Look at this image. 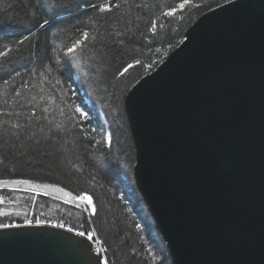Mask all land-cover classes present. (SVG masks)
Wrapping results in <instances>:
<instances>
[{
	"label": "trees",
	"instance_id": "16d2710c",
	"mask_svg": "<svg viewBox=\"0 0 264 264\" xmlns=\"http://www.w3.org/2000/svg\"><path fill=\"white\" fill-rule=\"evenodd\" d=\"M227 1L189 0L180 9L185 0H0V181L58 185L97 208L93 216L86 201L0 187V212L9 213L0 224L52 217L91 232L107 264H171L134 183L124 96L199 15ZM105 4L120 7L101 13ZM78 40L86 42L69 54ZM10 201L17 209L3 210Z\"/></svg>",
	"mask_w": 264,
	"mask_h": 264
},
{
	"label": "water",
	"instance_id": "95a60500",
	"mask_svg": "<svg viewBox=\"0 0 264 264\" xmlns=\"http://www.w3.org/2000/svg\"><path fill=\"white\" fill-rule=\"evenodd\" d=\"M182 40L124 96L134 183L171 264H264V0L213 7ZM15 181L0 187L71 193ZM93 258L101 264L63 227L0 228V264Z\"/></svg>",
	"mask_w": 264,
	"mask_h": 264
},
{
	"label": "snow or ice",
	"instance_id": "6c2138e0",
	"mask_svg": "<svg viewBox=\"0 0 264 264\" xmlns=\"http://www.w3.org/2000/svg\"><path fill=\"white\" fill-rule=\"evenodd\" d=\"M122 2H124V3H126L127 2V0H122ZM189 3V0H185V2L184 3H180V4H178L177 5V7L178 8H180V9H184L185 7H186V5ZM120 7V4H115V5H108V4H105L104 6H101L100 8H99V11L101 12V13H109V12H111L112 11V9L113 8H119ZM137 7H140V5H137ZM175 12H176V9H172V10H170V11H167V12H164V13H162V15H164V16H167V17H172V16H174V14H175ZM49 22L47 21V20H45L44 21V24H42V25H40V27L41 28H43L45 25H47ZM157 23L158 22H152V31H153V33L155 34V29H156V27H157ZM85 37H87L89 34L87 33V32H85L84 34H83ZM115 35L116 36H122L123 34L122 33H119V32H117V33H115ZM86 41H80V40H78V41H76V43L74 44V45H72L71 47H69L68 49H67V52L69 53V54H72V53H74L75 52V50H76V48H77V46L78 45H82L83 43H85ZM17 43H23L22 41H18ZM121 43H122V41H121ZM180 44H184V41L183 40H181L180 42H179ZM172 46L171 45H169V48H171ZM156 52H160V49L159 48H157L156 49ZM165 55H167V52H165L164 53ZM155 63V62H154ZM136 64H140V61L139 60H137L136 61ZM152 65H150V67H151ZM132 67V65L131 64H129L128 65V68H131ZM125 71H127V69H125ZM123 73H121V75H122ZM19 94V93H18ZM45 111H47V109H45ZM77 111L79 112L80 110L79 109H77ZM12 127H14V128H20V127H22L20 124H13L12 125ZM6 183V182H5ZM14 183H18V184H28L29 183V181L28 180H20V181H15ZM45 187H47V186H45ZM61 191H63V189H61ZM65 195L66 196H71V193H65ZM77 199L80 201V202H85L86 201V203L84 204V207L87 209V208H90L91 209V214L93 215V216H95L96 214H97V208H96V206H95V204H94V201L91 199V198H89V197H85V196H79V197H77ZM0 203H2V201H0ZM0 215H4V216H8L9 215V213H7V212H0ZM26 223H31L30 221H26ZM42 223V221L41 220H39V219H37L36 220V224H41ZM10 227V225L9 224H0V228H3V229H8ZM18 227V226H17ZM53 227H63V225L62 224H58V225H53ZM67 231L69 232V233H71L72 231H73V229L70 227V228H68L67 229ZM76 235L77 236H80V237H87V239L89 240V241H95V236L91 233V232H84V231H79V232H76ZM85 247H86V250L88 249V247H90V245H85V244H83ZM97 254H98V256H99V250H97ZM154 259H155V257H154ZM93 260H94V262H95V264H100V261H99V259H97V258H93Z\"/></svg>",
	"mask_w": 264,
	"mask_h": 264
},
{
	"label": "built area",
	"instance_id": "2783aa9c",
	"mask_svg": "<svg viewBox=\"0 0 264 264\" xmlns=\"http://www.w3.org/2000/svg\"><path fill=\"white\" fill-rule=\"evenodd\" d=\"M41 224L58 225L56 221L42 222ZM90 243L94 252L97 253V250H99V255L101 257V264H107V261L104 257V248L102 246V242L98 238H95V241L94 242L90 241Z\"/></svg>",
	"mask_w": 264,
	"mask_h": 264
},
{
	"label": "rangeland",
	"instance_id": "374dc122",
	"mask_svg": "<svg viewBox=\"0 0 264 264\" xmlns=\"http://www.w3.org/2000/svg\"><path fill=\"white\" fill-rule=\"evenodd\" d=\"M65 199H66V200H69V199H70V196H66V195H65ZM2 202H3V201H2ZM11 202H12V201L9 202V206H8L9 208L3 209V210H13V211L16 210V209H17L16 206H18V202H19V201H14L13 203H11ZM74 202H75V203H79V201H77V200H75ZM29 209H30V208H29ZM25 211H26V210H25ZM16 212H18V213H16V214H18L19 216H21V215H20L21 213H20L19 211H16ZM28 218H31V216H27V219H28ZM48 220H49V221H52V220H53V221H56V222H57V219H56V218H52V217H49V219H45V221H48ZM59 224H62V223H59ZM66 229H67V228H66ZM85 238H86V237H85Z\"/></svg>",
	"mask_w": 264,
	"mask_h": 264
},
{
	"label": "bare ground",
	"instance_id": "6f19581e",
	"mask_svg": "<svg viewBox=\"0 0 264 264\" xmlns=\"http://www.w3.org/2000/svg\"><path fill=\"white\" fill-rule=\"evenodd\" d=\"M30 224H35V223H30ZM14 225H16V224H14ZM64 228V227H63Z\"/></svg>",
	"mask_w": 264,
	"mask_h": 264
}]
</instances>
